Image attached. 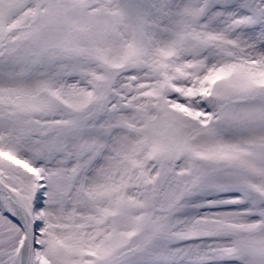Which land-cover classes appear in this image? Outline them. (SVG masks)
<instances>
[{
	"label": "snow or ice",
	"instance_id": "6c2138e0",
	"mask_svg": "<svg viewBox=\"0 0 264 264\" xmlns=\"http://www.w3.org/2000/svg\"><path fill=\"white\" fill-rule=\"evenodd\" d=\"M0 264H264V0H0Z\"/></svg>",
	"mask_w": 264,
	"mask_h": 264
}]
</instances>
